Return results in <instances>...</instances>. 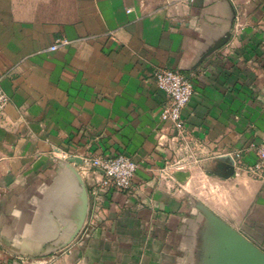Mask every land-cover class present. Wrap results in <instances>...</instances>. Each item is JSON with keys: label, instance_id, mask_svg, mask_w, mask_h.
Wrapping results in <instances>:
<instances>
[{"label": "crops", "instance_id": "obj_1", "mask_svg": "<svg viewBox=\"0 0 264 264\" xmlns=\"http://www.w3.org/2000/svg\"><path fill=\"white\" fill-rule=\"evenodd\" d=\"M162 68L194 75L180 130L159 119ZM0 86V264H247L248 245L264 250V177L245 170L264 137V0H0ZM62 152L137 165L94 231V180Z\"/></svg>", "mask_w": 264, "mask_h": 264}, {"label": "built area", "instance_id": "obj_2", "mask_svg": "<svg viewBox=\"0 0 264 264\" xmlns=\"http://www.w3.org/2000/svg\"><path fill=\"white\" fill-rule=\"evenodd\" d=\"M192 1V0H190ZM69 41L65 38L58 39L49 50H56L59 45H67ZM153 80L156 87L163 92L165 102L159 112V119L169 122L175 129L183 128L181 121V111L189 103L193 96L194 75H186L179 70L162 68L153 73ZM9 104V97L0 86V125L5 120V109ZM256 160L248 165L245 170L257 178L264 177V137L256 148ZM60 156L64 160L78 159L79 162L71 161L82 175H91L94 184L91 190V204L87 224L89 230L98 228L101 221V203L105 196L111 191L126 193L132 183L137 165L129 156L119 153L115 155H95L87 153L85 155H70L62 152Z\"/></svg>", "mask_w": 264, "mask_h": 264}, {"label": "rangeland", "instance_id": "obj_3", "mask_svg": "<svg viewBox=\"0 0 264 264\" xmlns=\"http://www.w3.org/2000/svg\"><path fill=\"white\" fill-rule=\"evenodd\" d=\"M232 229H233V231L238 233V230L234 229L233 227H232ZM247 247H248V252L247 253L249 255V258L252 259V260L247 261V264H264V259L261 260V262L255 261V259H256L255 255L257 253L256 250H257L258 247L256 248V247L252 246L251 244L248 245ZM258 250H261L262 253H263V256H264V250L261 249V248H258ZM25 264H39V263L37 261H29V262H26ZM232 264H238V263L233 262Z\"/></svg>", "mask_w": 264, "mask_h": 264}, {"label": "water", "instance_id": "obj_4", "mask_svg": "<svg viewBox=\"0 0 264 264\" xmlns=\"http://www.w3.org/2000/svg\"><path fill=\"white\" fill-rule=\"evenodd\" d=\"M67 163H70L71 161H76V162H79L78 159H70V160H65Z\"/></svg>", "mask_w": 264, "mask_h": 264}]
</instances>
